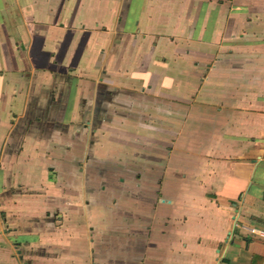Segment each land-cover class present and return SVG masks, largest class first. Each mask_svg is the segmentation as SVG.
I'll return each mask as SVG.
<instances>
[{"label": "crops", "instance_id": "0c3cea01", "mask_svg": "<svg viewBox=\"0 0 264 264\" xmlns=\"http://www.w3.org/2000/svg\"><path fill=\"white\" fill-rule=\"evenodd\" d=\"M264 0H0V264H264Z\"/></svg>", "mask_w": 264, "mask_h": 264}, {"label": "built area", "instance_id": "2783aa9c", "mask_svg": "<svg viewBox=\"0 0 264 264\" xmlns=\"http://www.w3.org/2000/svg\"><path fill=\"white\" fill-rule=\"evenodd\" d=\"M251 235L258 236L259 238L264 240V230L263 229H258L255 227H247L243 226Z\"/></svg>", "mask_w": 264, "mask_h": 264}]
</instances>
